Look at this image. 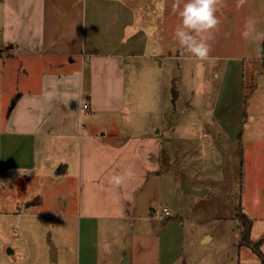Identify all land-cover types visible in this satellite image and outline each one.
I'll return each mask as SVG.
<instances>
[{
    "label": "rangeland",
    "instance_id": "obj_1",
    "mask_svg": "<svg viewBox=\"0 0 264 264\" xmlns=\"http://www.w3.org/2000/svg\"><path fill=\"white\" fill-rule=\"evenodd\" d=\"M118 1L148 36L141 39L147 47L129 64L121 61L125 110L99 116L96 131L112 143L118 138L111 133L158 135L163 158L158 176L138 193L137 218L100 223L96 263L122 264L125 256L128 264H263L264 242L262 258L252 245L264 238V60L256 54L258 39L241 33L248 20L264 33V0L242 6L223 0L208 41L214 60L205 61L186 52L174 35L184 0ZM254 56L259 61L250 60ZM11 86L6 71L0 78L1 125L14 100ZM46 163L42 159L40 166L47 173ZM47 177L39 207L25 203L35 195L29 182L39 177L0 178V264H76L78 220L65 216L78 214L77 193H67L62 210L59 196L66 194ZM190 189L208 191L196 195ZM164 207L170 216H163ZM243 215L249 222H242ZM207 234L211 239L201 242ZM49 242L59 252L57 261L50 259Z\"/></svg>",
    "mask_w": 264,
    "mask_h": 264
},
{
    "label": "crops",
    "instance_id": "obj_2",
    "mask_svg": "<svg viewBox=\"0 0 264 264\" xmlns=\"http://www.w3.org/2000/svg\"><path fill=\"white\" fill-rule=\"evenodd\" d=\"M147 37L118 0H0V78L11 72L14 99L0 124V178L39 177L29 182L35 195L25 202L36 207L43 202L46 174L49 185L66 194L59 196L62 210L67 193H77L78 214L65 216L78 220L76 264H97L100 223L137 218L138 193L150 176H158V135L111 133L118 138L112 143L97 134L95 122L124 112L120 64H129ZM256 42L264 60V40ZM114 176L122 177L119 184ZM206 238L211 236L201 242ZM59 258L56 250L54 261Z\"/></svg>",
    "mask_w": 264,
    "mask_h": 264
},
{
    "label": "clouds",
    "instance_id": "obj_3",
    "mask_svg": "<svg viewBox=\"0 0 264 264\" xmlns=\"http://www.w3.org/2000/svg\"><path fill=\"white\" fill-rule=\"evenodd\" d=\"M246 0H238L237 6H242ZM223 7V0H184L179 10L180 23L175 30V37L183 49L191 53L200 61L214 60L209 56L211 47L208 43L212 39V30L216 29L220 20L216 13ZM245 38L264 40V34L256 33L255 22L248 20L245 30L241 33ZM113 180L119 184L121 176H114Z\"/></svg>",
    "mask_w": 264,
    "mask_h": 264
},
{
    "label": "water",
    "instance_id": "obj_4",
    "mask_svg": "<svg viewBox=\"0 0 264 264\" xmlns=\"http://www.w3.org/2000/svg\"><path fill=\"white\" fill-rule=\"evenodd\" d=\"M190 191L192 193L196 194V195H204L207 190L206 189L205 190L204 189L203 190H192V189H190ZM49 247H50V250H49L50 259H51V261H54L55 260L56 249H55L54 245L51 242H49ZM122 264H128V261H127L125 256L123 258Z\"/></svg>",
    "mask_w": 264,
    "mask_h": 264
},
{
    "label": "trees",
    "instance_id": "obj_5",
    "mask_svg": "<svg viewBox=\"0 0 264 264\" xmlns=\"http://www.w3.org/2000/svg\"><path fill=\"white\" fill-rule=\"evenodd\" d=\"M173 94H174V92L172 93V96H173ZM242 217H243L242 222H245V221H246V222H249L248 219L245 217V215H243ZM249 232H250V229L247 227L246 232H245V237L248 236V238H249V234H250ZM261 242H264V238L260 239V240L257 241V242H253V245H252V249H253V251H254L258 256H260V258H262L261 253H260V250H259V246H260ZM263 264H264V262H263Z\"/></svg>",
    "mask_w": 264,
    "mask_h": 264
},
{
    "label": "built area",
    "instance_id": "obj_6",
    "mask_svg": "<svg viewBox=\"0 0 264 264\" xmlns=\"http://www.w3.org/2000/svg\"><path fill=\"white\" fill-rule=\"evenodd\" d=\"M82 111L83 112H87V111H89V105L86 103V102H84L83 104H82ZM163 216L164 217H168V216H170V213H169V210L167 209V208H163Z\"/></svg>",
    "mask_w": 264,
    "mask_h": 264
}]
</instances>
